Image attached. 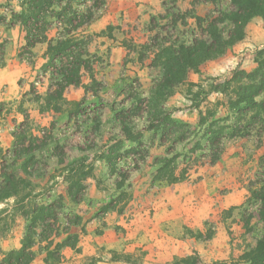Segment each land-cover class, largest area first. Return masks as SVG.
Segmentation results:
<instances>
[{"label": "rangeland", "instance_id": "rangeland-1", "mask_svg": "<svg viewBox=\"0 0 264 264\" xmlns=\"http://www.w3.org/2000/svg\"><path fill=\"white\" fill-rule=\"evenodd\" d=\"M71 2L80 9L95 7L94 19L76 32L87 42L91 69L83 72L80 85L65 89L64 99L49 106L47 59L22 46L27 70L19 82L26 91L24 104L14 108L23 120L13 131L19 135L14 144L0 149V195L7 188L6 173L14 174L17 192L0 205V242L16 232L20 236V230L22 239L28 221L18 222L20 215L47 202L58 207L53 209L57 219L49 220L55 226L51 235L60 234L55 241L75 242L77 235L70 230L84 213H123L127 223L138 221L131 224L142 238L136 239V249L80 256L76 264H187L182 259L189 255L197 256L198 264H235L263 232L259 204L249 191L252 182L264 178L262 124H254L246 136H232L228 128L246 125L231 107L237 82H229L245 69L230 60L228 48L190 71L160 102L157 115L147 112L161 72L154 62L156 48L192 33L199 36L195 17L204 23L229 9L231 0ZM22 5L23 0H0V17L8 13L11 18V10L20 11ZM58 25L57 18H47L50 35ZM5 41L0 40V61ZM218 125L226 128L214 137L210 130L217 131ZM215 154L219 157L212 161ZM25 159L29 174L22 170ZM73 180L82 186L79 202L68 194ZM116 230L126 233L127 227L118 224ZM45 245L36 247L40 259ZM63 256L61 248L51 263Z\"/></svg>", "mask_w": 264, "mask_h": 264}, {"label": "trees", "instance_id": "trees-1", "mask_svg": "<svg viewBox=\"0 0 264 264\" xmlns=\"http://www.w3.org/2000/svg\"><path fill=\"white\" fill-rule=\"evenodd\" d=\"M71 1L23 0V7L20 11L11 10L9 21H7V15L0 17V23L22 26L26 32L28 48L38 42H48L47 62L44 66L46 71L49 70L52 74L50 92L46 100L49 106L55 99H64V91L69 85H80L83 72L91 69L85 50L87 42L83 37L76 36V32L94 19L96 16L95 7L80 9L74 7ZM173 1L177 2V0ZM64 2H66L65 5H63ZM56 5L60 9H55ZM256 16H264V0H231L229 9L220 11L217 16L207 19L204 23L202 17H195L197 27L201 29L199 36L192 33L190 37L167 40L158 46L154 62L161 72L159 79L150 90L149 102L152 107L147 112L157 115L160 102L174 93L175 88L187 79L189 72L197 70L203 62L223 55L228 48L243 39L247 24ZM48 17L57 18L59 23L53 35H50L51 26H46ZM222 24L225 26L222 27ZM256 62L257 65L253 70H237L229 81L237 82L234 89L236 98L231 102V107L236 114L237 121L246 124L228 127L233 130L232 136L250 135L251 127L258 123L262 124L264 130V99L259 100V97L264 93L263 51L258 52ZM55 106L59 109L57 104ZM166 118H168V114L165 115L164 119ZM216 123L219 121H214V124ZM122 128L128 136H131V127L124 120H122ZM151 128H157V125H151ZM217 128V131L210 130L215 133L214 137H217V134L221 136L226 126L218 125ZM14 136L17 138L19 135L14 134ZM209 144L213 146L215 142L211 140ZM14 155H17V152ZM218 157L216 154L213 155L212 161L217 160ZM110 159L111 157L108 156L107 160ZM28 163L29 159H25L22 165V170L26 174H29ZM163 167L159 170L160 172ZM4 175L8 176L7 188L3 189L0 202L17 192L16 182L13 181L14 174L6 173ZM81 189L79 180L71 182V185L68 186V194L72 201L79 202L81 200L79 196ZM249 191L250 196L259 204L257 215L263 223V232L255 239V245L248 247L235 264H264V178L252 182ZM54 207L58 208L53 203L44 202L35 205L31 212L24 211L23 214L28 223L25 226L21 246L9 251L0 249V255H2L0 264H32L37 255L36 247H41L44 242H47L44 248L47 261L50 258L59 257L60 249L64 245H73L76 242V240L71 242L64 241V239L55 241V237L58 238L60 234L51 235L50 232L55 230V226L49 223V220L57 219L56 213L53 212ZM245 222L248 227L249 219H246ZM182 261L187 264L190 262L198 264L199 259L197 256L189 255Z\"/></svg>", "mask_w": 264, "mask_h": 264}, {"label": "crops", "instance_id": "crops-1", "mask_svg": "<svg viewBox=\"0 0 264 264\" xmlns=\"http://www.w3.org/2000/svg\"><path fill=\"white\" fill-rule=\"evenodd\" d=\"M154 1L155 5L156 0ZM6 15L9 14L6 13ZM9 19L8 17L7 21ZM245 32L244 38L232 45L227 53L236 66L240 65V68L251 71L257 65L256 56L258 50H263L264 52V16L254 17L247 24ZM3 38L6 41L3 46L0 65V149L5 150L14 144L15 136L13 131L17 124L23 120L22 114L19 112L15 115L14 107L17 104H24L22 98H25L23 94L26 89H24L25 85L19 81L26 74L27 66L26 57L20 55L22 46H26V38L22 26L20 24L9 25L0 23V40ZM47 47L48 42H38L31 49L35 53L39 52L43 59H47ZM70 86L66 89L68 90ZM14 117L18 118V121H15ZM6 201L0 202V205H5ZM90 214L84 213L79 221L73 223L70 232L77 235L76 242L73 245H64L62 247L64 256L61 261L51 263V258L46 261V254L43 253L41 259L36 256L32 264H76L81 259L80 256L111 255V253H116V251L130 253V251L138 247L139 243L136 240L138 239L136 235L138 233L134 234L131 226V224L136 226L138 221L134 219L129 221L131 223H127L123 213L117 215V217L113 212H107L100 217ZM18 222L25 223V217L20 215ZM118 224H123L127 227L126 233L116 230ZM23 232L20 230V236L16 232V235H13L14 237L11 234L7 239L0 242L1 250L9 251L19 248ZM138 240H142V238Z\"/></svg>", "mask_w": 264, "mask_h": 264}]
</instances>
